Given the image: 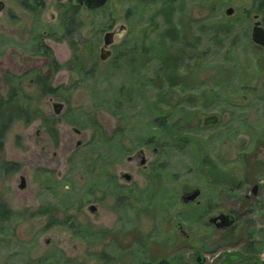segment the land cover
<instances>
[{"label":"rangeland","instance_id":"rangeland-1","mask_svg":"<svg viewBox=\"0 0 264 264\" xmlns=\"http://www.w3.org/2000/svg\"><path fill=\"white\" fill-rule=\"evenodd\" d=\"M68 1L76 3L44 0L41 17L33 21L17 4L4 0L0 15V97H8L10 77L21 78L30 113L29 121L11 126L0 153V162L18 164L14 174L0 175V202L13 214L1 226L0 264H23L50 254L58 257V264H132L134 245H140L144 260L152 262L169 258L199 264L201 258L203 264H222L228 256L230 261L231 255L242 254L250 237L260 240L259 258L264 261L262 50L215 32L213 0H203L201 9L191 4L186 21L187 34L193 37L182 44L183 55L176 53L182 85L169 90L156 86L161 83L158 53H142L149 47L158 49L161 41L163 23L158 18V28L153 27L154 7L134 8L133 0L127 6L132 10L116 0L96 11L79 7L77 61L72 62L73 53L57 21L58 7ZM236 4L248 7L249 3L237 0ZM10 11L20 16L17 25L10 23ZM124 16H129L126 22ZM110 25L115 30L124 25L127 30L113 39L112 55L103 62L100 50ZM34 36L50 49L55 67L49 58L35 54ZM132 38L139 53L119 51ZM167 43L173 47L171 41ZM145 79L154 82L146 84ZM43 82L60 92L43 94ZM202 93L214 98L205 100ZM156 102L164 110L175 107L174 121L181 126L184 121V128L199 143L171 154L164 188L172 189L176 202L169 204L168 211L133 204L134 209L129 206L124 213L104 185L112 180L124 189H147L146 176L159 156L155 145L141 143L149 132L150 116L155 118L151 109ZM55 104L63 105L59 115L54 113ZM183 108L187 118L181 117ZM112 145L122 151L118 158H106ZM140 151L146 167L139 163ZM205 156L240 179V188L213 195L200 170ZM255 186L258 192L253 196ZM194 190L201 194L197 201L208 199L212 206L202 219L187 221L180 214L190 207L181 197ZM90 206L96 208L94 213ZM230 210L244 214L232 239L224 232L204 229L207 217ZM73 227L86 234L77 236Z\"/></svg>","mask_w":264,"mask_h":264},{"label":"trees","instance_id":"trees-1","mask_svg":"<svg viewBox=\"0 0 264 264\" xmlns=\"http://www.w3.org/2000/svg\"><path fill=\"white\" fill-rule=\"evenodd\" d=\"M35 5V6H34ZM34 6V7H33ZM31 12H35L38 16L43 8V4L39 0L31 1L30 3ZM59 11V29L60 34L64 40H66L70 50L73 53L74 57L72 59L77 61L75 57L77 49L76 42L74 37L79 34L81 29V24L79 20V7L73 9L72 7L60 5L58 7ZM176 39V38H175ZM175 41V40H174ZM36 52L35 54L47 57L51 60L52 65L55 67V62L52 58V53L48 47L41 43L35 44ZM124 48L128 54L139 53V49L132 43L129 42L128 45ZM185 46L182 44H177L173 42V47L166 42L164 38L161 39L158 44V49H153L149 47V50L146 49L143 52H153L158 53V58L161 64L160 73L158 74V79L161 82L157 86L167 87L169 90L175 87V85L180 84L181 76L179 75L180 65H178L179 59L177 58V52H181L180 55L185 51ZM121 50V49H120ZM119 50V51H120ZM137 51V52H136ZM118 52V51H117ZM141 55V54H139ZM180 64V63H179ZM261 72V71H260ZM260 72L258 74H260ZM163 79V81H162ZM154 81L151 79H145L144 83L151 84ZM10 93L7 98L0 97V153L3 151L4 138L11 126L16 121H29L30 113L29 112V102L23 95L21 89V78L10 77ZM157 82H155L156 84ZM246 88H244L245 90ZM41 91L43 94L54 93V89H51L50 86L43 82L41 85ZM209 92V91H207ZM204 99L214 98L212 93H202ZM264 97L261 98L263 100ZM159 104H153V110L155 112V118L151 116L149 118V132H147L142 137L141 145H155L158 150V160L150 166L149 174L146 176L147 179V189H124L120 186H117L114 181L107 180L104 187L107 188L111 194L117 198V203L121 212L126 213L128 208L133 204L140 205V208H146L147 210L155 208L158 212L168 211V206L171 202H176V195L173 194L172 189L167 192L165 189L164 178H167V165L168 161L171 158L173 151H182L190 145H195L194 143H199V140L194 139L188 129L184 128L185 122L174 121L175 116V107L172 109H161ZM151 108V106H150ZM152 111V112H153ZM179 112L182 113L181 117L187 118L185 109H179ZM186 129V130H185ZM114 139V138H113ZM198 141V142H196ZM122 151L117 149V146L112 145L109 147L108 154L106 158L110 157H119ZM105 158V159H106ZM201 172L203 178L209 184V187L213 188V195L215 194H230L240 188L241 180L236 179L230 175L229 172L223 170L222 167L218 165L214 160L209 156H205L200 162ZM18 170V164L12 162H0V175L9 176L14 174ZM165 176V177H164ZM165 187V188H164ZM217 196V195H216ZM207 205L212 206L211 202L207 200ZM131 209H134L131 207ZM198 208L191 207L188 212L181 213L180 216L184 220L192 221V218H200L203 214L202 210L196 211ZM136 210V208H135ZM145 210V209H144ZM136 212V211H135ZM123 213V214H124ZM13 217L12 212L7 206L0 202V234L2 235L1 226L9 222ZM73 232L77 236L83 237L84 231L81 227H73ZM86 234V233H85ZM140 246V245H139ZM133 246L135 250L132 251L133 263L132 264H182L179 260L164 258L157 262H152L151 260H144L143 249L141 246ZM136 247H138L136 249ZM54 254H50L44 258L37 260H28L23 264H58L59 259H57ZM229 262V256L227 261Z\"/></svg>","mask_w":264,"mask_h":264},{"label":"flooded vegetation","instance_id":"flooded-vegetation-1","mask_svg":"<svg viewBox=\"0 0 264 264\" xmlns=\"http://www.w3.org/2000/svg\"><path fill=\"white\" fill-rule=\"evenodd\" d=\"M7 1H12L13 3L17 4L20 7L22 13L30 16V18H32L33 21H37L41 17V14L43 13L44 8H45L44 0H39L43 4V8L40 14L37 16L35 12H31L30 10L31 9L30 3L31 1L33 2L34 0H7ZM110 1L112 0H107L105 6H108ZM116 1L119 5L126 7L127 10H130V8L132 10V7L138 8V7H145L149 5L151 7H154L153 18H152V22L154 24L153 27H155V29L158 28L157 24H155V20L158 18H160L163 23V29L160 32L159 39L161 40L162 38H164L167 42L171 41V43L175 42L177 44H183V45L188 43V38L193 37L192 35L190 36L187 34V29L189 27V24L186 20H188L189 10H191L190 6H192L193 4H197V7L199 9L204 7L202 3L203 0H133L132 7H128V8H127L129 4L128 0H116ZM247 1L249 3L248 7L238 6L236 4L237 0H213V4H214L213 6L215 9L214 11H216V14L214 15L215 24L213 26V29L215 30L216 33H218L219 35L223 37H230V38L233 37L235 42H238V40L239 41L245 40V41H248L249 43H252L253 46L258 48L259 50H262V52H260L259 55L261 56L262 61L264 63V46L258 45L254 41L255 31L258 32L264 38V0H247ZM0 2H3L4 9H5L4 0H0ZM75 2L76 3L73 4L71 1H68L65 4L61 3L60 5H65V6L69 5L73 9H76L77 7H84V6H79L76 0ZM4 9L0 12V15L4 11ZM88 11H96V10H88ZM10 12H11L10 20H9L10 23L12 25L14 24L17 25L19 22L18 20L20 19L19 18L20 16L16 15L12 11ZM126 17L124 16L123 18L125 22H126V19H125ZM127 19H129V16L127 17ZM57 21H58V26H59L60 24L59 11H58ZM198 26H200V23L196 27ZM126 30H127V27L124 25L120 26L118 30H115L114 27L110 25V27H108V29L105 31V34L112 33L113 34L112 38L114 39L115 37H121L122 35H124L126 33ZM119 32L121 33L120 35L118 34ZM45 36L46 34L44 33L43 37ZM40 38H37L34 36L32 41H34L35 43L42 44V40ZM75 38L76 36L74 37V41H75ZM64 41L66 42V40ZM129 42L134 43L135 40H133L132 38L131 41ZM112 45L113 43L111 44V46ZM124 45L125 44H122L121 46H119L118 49L119 50L124 49L125 48ZM110 47H108V50L111 56L112 52L110 50ZM103 62H105V60ZM54 90L55 92L57 91V93L60 92V88H55ZM250 92L254 93L255 91L251 89ZM155 151L156 150H154V152ZM139 157H140L139 163L141 164L142 159H144L142 151L139 152ZM141 165H144L143 167H146V160H145V163ZM130 180H131V177H130ZM130 180H127V181L130 182ZM255 187H256V192H255L256 194H253V189H254L253 188L252 189L253 196H256L258 192V186H255ZM200 195L201 194L199 191V197ZM197 199L193 202H188L187 204H185L187 205V207H190V208L191 207L201 208L203 214L201 215L200 218L194 219V221L202 219L203 215H205V213H207L210 208V206L207 205L206 203L208 199L204 200L202 203L197 201ZM222 214L223 213H218L211 217H207L206 221H204L202 225L204 226V229L207 231H211V232L213 231L214 233L224 232L226 238L228 237V239H232V237H234V233L238 231L242 223V217L244 214L240 211L238 212V211H232V210L228 211V213H225L224 215L230 216L233 219V224L229 228H223V229L217 228V225L220 223L219 220H216L215 222L212 221L213 219L217 218L218 216ZM259 241L260 240H258L257 242L255 241V238L250 237V239L248 240L249 244L247 245L246 249L242 250V254L235 253L231 255L234 257L232 260H230L229 262H226L227 261L226 259L224 260L225 262H223L222 264H264V261L259 258V254L262 249V245L261 243H259ZM239 242H241V240ZM197 261L199 263L198 259ZM203 261L204 260H202V262L199 264H203Z\"/></svg>","mask_w":264,"mask_h":264},{"label":"water","instance_id":"water-1","mask_svg":"<svg viewBox=\"0 0 264 264\" xmlns=\"http://www.w3.org/2000/svg\"><path fill=\"white\" fill-rule=\"evenodd\" d=\"M77 4L79 6H84L88 10H97L105 6L107 0H76ZM4 9L3 2H0V12ZM121 34L120 32L118 33ZM113 34L112 33H106L103 37V47L100 50V60L104 61L110 56V52L108 50V47L111 46L113 43ZM254 41L256 44L264 46V38L255 31L254 33ZM63 105L61 104H55L54 105V113L55 115H59L62 111ZM78 133V131H76ZM145 160L142 159L141 164H144ZM126 180H130V176L125 175ZM25 188V181L23 178L20 179V185L19 189L23 190ZM256 187L253 189V194H256ZM199 197V190H194L191 193H186L181 197V202L186 204L188 202H193ZM89 211L91 213H94L96 211V208L94 206L89 207ZM216 220H219L220 223L217 225V228H229L233 224V219L230 216L227 215H220L217 218L213 219L212 221L215 222ZM199 263L202 262L203 259L198 258Z\"/></svg>","mask_w":264,"mask_h":264}]
</instances>
